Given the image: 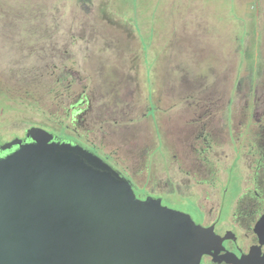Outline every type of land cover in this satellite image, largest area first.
Segmentation results:
<instances>
[{
	"label": "rangeland",
	"instance_id": "374dc122",
	"mask_svg": "<svg viewBox=\"0 0 264 264\" xmlns=\"http://www.w3.org/2000/svg\"><path fill=\"white\" fill-rule=\"evenodd\" d=\"M240 2L244 0H0V145L31 125L55 129L65 122L62 101L69 84V103L81 95L102 111L106 102L122 108L128 103L134 112L119 122L106 119L94 125L86 116L69 130L101 146L111 165L131 172L139 183L133 184L137 198L157 196L164 206L201 221L196 197L189 192L206 196L207 209L218 195L208 183L196 186L200 177L188 182L181 170L189 163L174 157L182 127L177 107L184 110L187 101H218V95L240 101L244 93H237V72L244 69L264 89V0H251L246 9ZM195 16L204 20L199 27ZM229 22L236 24L239 39L237 45L224 46L221 33ZM244 32L247 41L241 38ZM151 96L161 138L154 134L151 117H142ZM201 107L187 111L195 117L196 111H205ZM138 124L143 131L136 139ZM49 130L59 138L66 135L62 129ZM187 133V139L193 136ZM231 148L227 141L221 155L209 153L208 164L215 165L216 181H224L228 170L225 187L235 193ZM147 152L154 175L150 183L144 181ZM240 164L249 167L250 162L241 159Z\"/></svg>",
	"mask_w": 264,
	"mask_h": 264
},
{
	"label": "water",
	"instance_id": "95a60500",
	"mask_svg": "<svg viewBox=\"0 0 264 264\" xmlns=\"http://www.w3.org/2000/svg\"><path fill=\"white\" fill-rule=\"evenodd\" d=\"M220 239L41 127L0 146V264H199Z\"/></svg>",
	"mask_w": 264,
	"mask_h": 264
},
{
	"label": "flooded vegetation",
	"instance_id": "af4514ba",
	"mask_svg": "<svg viewBox=\"0 0 264 264\" xmlns=\"http://www.w3.org/2000/svg\"><path fill=\"white\" fill-rule=\"evenodd\" d=\"M237 77V93H244L243 99L240 101L236 102L232 97L228 100H221V96L218 95L216 98L218 101L210 99L209 102L203 101L201 103V101H197L195 104L187 101L186 105L182 107L184 110L177 107L182 127L177 130V145L179 148H177V155L175 154L174 157H177V160L182 163H189L190 166H186V169L181 170L187 176L188 182L200 177L201 179L197 180L195 185H206L208 183V187H215L214 192L218 195L216 201L211 204V208L207 209L205 200L208 198L206 196L203 198V194L198 193V191L195 192V190L189 192L196 197L195 200L202 215L201 221H197L189 214L194 222L213 230L216 235L222 238L211 253L202 256L199 264H264V244H261L259 235V233L264 234V89L259 88L258 80L249 71L246 74L245 69L243 74L238 71ZM246 77L248 78L247 85L245 82ZM69 86L70 84L68 89ZM68 89L66 87L62 101V107L65 110V122L60 121L59 126L55 129L45 125H31L23 130L22 135H16L7 142L15 138L25 140L28 130L32 127H41L48 132H51L49 129H62V133L66 134L65 137L59 138L55 135L56 140L79 145L83 149L94 153L127 179L134 189L133 184L137 183L131 172L121 170L113 162L114 166L111 165L108 162L111 159L110 156L103 152L101 146L87 143L69 130L71 124L73 126L77 125L82 121L81 118L86 116L93 120L92 123L95 122L94 125L101 123L102 120L106 121V119L119 122L121 118H126L125 116L133 113V108L128 103L122 108L120 103L111 106L106 102L107 106L101 105L105 107V111L99 108L94 109L91 101L85 95H81L77 99L74 98V102L69 103ZM193 104L195 108L202 106L203 109L204 107L205 111H196L194 113L196 116L192 117L187 110L194 109ZM143 109H145L142 112L143 119L151 117L154 122V134L157 131V135L161 138L159 126L156 122L157 104L153 101L152 96L151 100L148 98V104ZM187 116H190V118H187ZM84 121L87 120L84 118ZM101 127L104 128L105 124ZM135 127L138 132L134 131L133 134L136 135L137 133L136 139H138L142 134L143 127L139 124ZM121 129L124 132L130 131V127H121ZM186 129L193 135L188 139L186 138L188 135ZM227 141L229 146H232L231 149L235 156L232 162L233 165H230L237 171L236 177L238 180L235 182L237 183V188L234 189L235 193H233V188L231 193L229 188L225 187V184H229L231 177L228 170L226 169L227 176L224 181L219 180V178L216 181L215 165L210 164L212 166L209 168L208 164L211 161L208 154L215 152L217 155H221L220 150L227 144ZM148 152L146 154L144 181L150 183L154 175L148 161ZM216 154L214 155L216 156ZM241 159L244 163L246 161L250 162L249 167L241 165ZM165 168H168V166ZM207 178L209 180L204 181ZM177 187L179 186L177 185ZM147 198L161 200V198L152 195L145 199Z\"/></svg>",
	"mask_w": 264,
	"mask_h": 264
},
{
	"label": "crops",
	"instance_id": "0c3cea01",
	"mask_svg": "<svg viewBox=\"0 0 264 264\" xmlns=\"http://www.w3.org/2000/svg\"><path fill=\"white\" fill-rule=\"evenodd\" d=\"M251 2V0H244V2H240L241 4H242V7H245V9H246V7H247V5L249 4ZM252 3V2H251ZM240 6V5H239ZM245 9L243 8V11L244 12H247V11H245ZM196 12V11H195ZM243 12V15L245 14ZM196 15V14H195ZM193 18H196L197 19V21H198V23L196 24V26L197 27H199V26H201L200 25V23H201V21H203L204 22V20L201 18V17H199V16H195V17H193ZM253 18H249V15L247 16V13H246V18H245V20H246V22L248 21L249 22V27H253L254 26V21L252 20ZM251 20V21H250ZM251 24V25H250ZM233 25H236L235 23H233V24H231L230 22H229V24L223 29V31H222V33H221V40H222V45H227V46H229L230 44H232V45H237V42H236V39H239V32H238V30L237 29H235L234 27H233ZM195 26V27H196ZM240 26V25H239ZM244 29V27H242V30ZM249 34L247 33V35H246V32H244V34H241V38L242 39H246V41H247V39H249L250 37L248 36Z\"/></svg>",
	"mask_w": 264,
	"mask_h": 264
}]
</instances>
